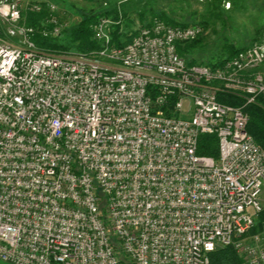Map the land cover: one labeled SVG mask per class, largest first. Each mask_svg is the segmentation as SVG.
Wrapping results in <instances>:
<instances>
[{
	"label": "built area",
	"instance_id": "built-area-1",
	"mask_svg": "<svg viewBox=\"0 0 264 264\" xmlns=\"http://www.w3.org/2000/svg\"><path fill=\"white\" fill-rule=\"evenodd\" d=\"M44 6L42 25L22 22ZM115 22L94 24L99 49L54 51L33 37L62 36L56 5L0 0V259L210 264L233 246L264 264V148L246 110L264 99V35L210 65L178 50L198 22L153 17L124 46ZM203 134L217 157L198 153Z\"/></svg>",
	"mask_w": 264,
	"mask_h": 264
},
{
	"label": "rangeland",
	"instance_id": "rangeland-1",
	"mask_svg": "<svg viewBox=\"0 0 264 264\" xmlns=\"http://www.w3.org/2000/svg\"><path fill=\"white\" fill-rule=\"evenodd\" d=\"M31 2H49L58 8L64 34L59 43L72 45L69 30L75 27L86 15L111 11L117 8L122 14L121 31L130 35L152 15L160 13L166 16L190 22H200L205 32L189 58L214 62V57L225 56L226 48L244 47L259 40L264 35V0H30ZM23 10L22 22L27 13ZM115 20V19H114ZM118 23V20H115ZM45 19L37 26L42 25ZM26 23V22H25ZM112 26L111 30H114ZM19 37L11 39L17 43ZM74 51L76 48L70 47ZM194 52V53H193ZM264 232L258 219L255 231ZM240 256V255H239ZM242 258V257H241ZM243 260V258H242ZM244 261V260H243ZM244 264L245 261H244Z\"/></svg>",
	"mask_w": 264,
	"mask_h": 264
},
{
	"label": "trees",
	"instance_id": "trees-1",
	"mask_svg": "<svg viewBox=\"0 0 264 264\" xmlns=\"http://www.w3.org/2000/svg\"><path fill=\"white\" fill-rule=\"evenodd\" d=\"M96 1V0H93ZM122 14L117 8L111 11H104L95 13L93 15H86L83 19L75 26L69 30L70 41L72 45L64 46L59 43V39L63 36L58 38H51L45 37L40 32H37L33 39L43 48L54 50V51H70V47H75L76 51L81 52H89L92 50H96L101 48L103 45L101 41L96 39L94 33V24L101 18V17H110L113 20H118V23H114L113 26L115 27L114 30H111L112 35V45L115 46H124L126 43L131 41L133 36L136 34V29L132 34L125 35L124 32L121 31V23L120 18ZM50 16L49 10L44 6L41 11L34 12L28 11L26 17V23L28 25L37 26V24L42 21L43 19H47ZM153 17H160L168 23L171 24H187L190 21H180L173 18L166 16L163 13L158 15H152L149 19L144 22L149 21ZM114 20V21H115ZM200 23V22H198ZM202 24V23H200ZM203 25V24H202ZM204 26V25H203ZM205 28V27H204ZM203 36H199L198 38L178 44V50L181 55L187 56L192 53L195 46L199 44L200 38ZM249 45V44H248ZM247 46V45H246ZM245 47V46H244ZM236 46H229L226 48L227 54L225 56H218L214 57V62H206L204 60H197L195 57L189 58L192 63H201V64H210V65H218L224 59L229 58L235 55L240 49ZM194 53V52H193ZM150 90V89H149ZM225 97V98H224ZM221 98L225 99L226 101L232 104H240L241 101L233 96H222ZM247 112L250 115V120L248 124V130L254 136L257 143L264 148V99L260 98L256 103H251L246 107ZM198 153L202 155H211L217 157L219 155V146H218V139L215 134H203L200 137L199 144H198ZM264 227V210L260 215V228ZM255 231V228L253 229ZM210 264H244V261L237 253L236 249L233 246H225L216 249L215 251L210 253Z\"/></svg>",
	"mask_w": 264,
	"mask_h": 264
},
{
	"label": "crops",
	"instance_id": "crops-1",
	"mask_svg": "<svg viewBox=\"0 0 264 264\" xmlns=\"http://www.w3.org/2000/svg\"><path fill=\"white\" fill-rule=\"evenodd\" d=\"M262 201H263V205H264V193L262 195ZM0 264H12V263L7 262V261H3V260L0 259Z\"/></svg>",
	"mask_w": 264,
	"mask_h": 264
}]
</instances>
